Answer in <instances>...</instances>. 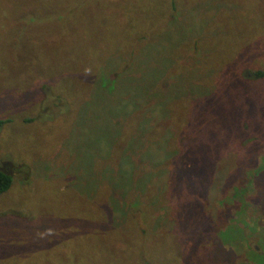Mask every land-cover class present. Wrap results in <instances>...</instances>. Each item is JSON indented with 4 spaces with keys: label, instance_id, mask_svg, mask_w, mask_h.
Listing matches in <instances>:
<instances>
[{
    "label": "rangeland",
    "instance_id": "rangeland-1",
    "mask_svg": "<svg viewBox=\"0 0 264 264\" xmlns=\"http://www.w3.org/2000/svg\"><path fill=\"white\" fill-rule=\"evenodd\" d=\"M221 1L0 0V171L12 179L0 196V264H139L143 250L156 264L177 256L181 264H207L202 244L226 242L228 230L251 247L239 264H264V78L255 75L264 72V0ZM178 31L199 69L169 63ZM104 124L121 126L120 135L103 138ZM150 125L161 128L159 144L166 142L171 160L151 156L157 132L147 133ZM135 130L144 142L134 144ZM189 145L208 185L201 175L182 177V165L191 167ZM128 148L148 169L139 199L120 173L118 157ZM171 164L175 170L165 173ZM102 175L112 198L99 208L121 228L98 211ZM233 186L242 195H232ZM181 194L201 196L186 203L207 215L203 222L197 213L178 214ZM115 200L138 203L119 218ZM173 201L166 221L177 225L174 235L151 216ZM139 222L145 242L131 231ZM67 226L85 234L76 238Z\"/></svg>",
    "mask_w": 264,
    "mask_h": 264
},
{
    "label": "trees",
    "instance_id": "trees-1",
    "mask_svg": "<svg viewBox=\"0 0 264 264\" xmlns=\"http://www.w3.org/2000/svg\"><path fill=\"white\" fill-rule=\"evenodd\" d=\"M221 2H222L221 0H215V4L216 5L220 4ZM159 13L161 14V16L165 15V12L161 11ZM60 18H61V16L58 15L57 19H54V20H58ZM174 18H173V20H174ZM23 20L25 21L26 18H23ZM165 20H168L167 16H165ZM173 20L171 22H173ZM163 24L165 26L170 27L169 21L168 22L165 21V22H163ZM201 26H204L203 23H201ZM181 30H183L182 26L180 27L179 31H181ZM152 31H153V29H152ZM179 31L174 34V37L176 36V38L178 39L179 43L175 44L173 47H171V48H173V51H175V56H174V58H172V60L169 63L172 66L173 65H176V66L180 65V69H191L192 70L195 67H197L199 69L200 67L194 65V63L196 61H195V58L193 56V54H194L193 53L194 52L193 46L191 44H189V41L187 42V40H185L184 44L181 45V37L179 35ZM18 32L20 34L23 33L24 32V27L23 26H19L18 27ZM144 37H145V34H142L138 38L137 42H139V40H142ZM192 37L194 38V41L192 43H194L198 39V35L192 33ZM180 55L184 57V60L181 58ZM179 58H181L180 61H179ZM7 75L8 76L6 78H9L10 74H7ZM255 75H256L257 80L264 78V72L258 71V72L255 73ZM14 76L18 77V76H20V74H17V75H14ZM207 85H209V83H207ZM139 99L141 100L142 97L141 98L139 97ZM129 105H131V107H132L133 104L129 103ZM117 106H119L120 108L122 107V105H120V104L112 105V108H113L114 111H116ZM154 118H156V117H154ZM181 120L184 122L185 121V117L182 116ZM117 126H118V124L116 123L114 128H116ZM169 126L175 128V125H172V123H169ZM120 128H121V126H120ZM120 128L113 129L112 131H108L107 128H106V125H105V127L103 128V133H104L103 134V138H105V135H106V138L114 136V132L115 131H117V135L116 136H119L120 135V133H119ZM159 131H161V128H159L156 125L147 126V133L157 132L153 136V138L151 139V142H148L151 147H153L155 145V147H153L154 151L151 154V156L152 155L161 154V158H160L159 162L160 161H164L165 159L171 160L173 157L171 156L172 154H170V151L164 153L165 150L163 149V145H165L164 143H166V142L162 141L163 144H159V142H160V140H161V138L163 136V134L159 135ZM135 132H136V138H135L134 144H138L139 142H144V136H142L136 130H135ZM116 136H114V137H116ZM170 136L173 137V133L171 132V130L169 128L168 132L165 134V138H167V140H168L170 138ZM203 136L205 138H209L210 137L208 134H205ZM201 139H204V138L201 137ZM167 147L170 148L168 142H167V146L165 147V149ZM190 147H191V145H189V147L185 150L184 157H186L187 159L190 160L191 167H186L185 168L184 164L182 165L183 168H184V169L180 170L181 173H182V177L188 176V174H189L193 178H195V179L198 178V180H199V176L201 175V178H200L199 182L201 184L208 185L209 181H210V176H209L208 173L203 172L201 168L194 167L195 162L188 155ZM138 152L139 151L132 152L129 148H128V153L124 152V150H123L122 152H120V156L118 157V161L123 166V168L125 169V171L121 170L120 173L123 174L125 176V178L127 179L128 188L132 187L134 190H137L138 191L137 198L139 199L140 190L148 182V169L146 168L145 165L142 166V162H141V164L138 163V160L140 158V156H138ZM108 153H110V151H108L106 149L105 150V154L107 155ZM220 153H221L220 155L225 153V148L223 149V151L221 150ZM177 155L179 157V162H180L182 156L178 152H177ZM219 158L220 157L217 156L215 159L219 160ZM174 161H178V158L176 157ZM222 161H220V163H222ZM164 166L165 165L162 166V168H161L162 170H163ZM138 167H140V170H139ZM130 170H133V172L130 171ZM162 170H159V169H156V168L152 169V171H154L157 175H161L162 174ZM174 170H175V165L171 164L168 169H166L165 171L163 170V171L165 173H168L170 171L173 172ZM192 171L194 172V174L191 173ZM118 174H119V171H118ZM249 176H252L250 178V180H252L254 178L253 173L252 174L250 173ZM189 178H191V177H189ZM224 178H225V175H224L223 179ZM101 179H102L103 182H102L101 190H100V193H99V197L100 198L97 201L98 211L104 218H107L109 220V222H110V224H111L113 229L121 228V227H115L113 225L115 220L118 222V218L115 219L113 216L109 217L106 214V211L103 212L102 208H99V207L103 206V204L109 203L107 201L108 197L112 198L111 190L109 189V186L105 184L106 181H107L105 179V176L102 175ZM170 180H174V178H170ZM11 182H12L11 177L9 175L5 174L4 172L0 171V196L5 194L9 190V188L11 186ZM183 182L184 181H181L180 183L182 184ZM194 183L196 184V182H194ZM122 190H125V189H122ZM232 190H233L232 191V195H237V196L238 195L239 196L242 195L241 189L236 188L235 186H233ZM114 191L120 192V193L123 192V191H120V190H114ZM159 192H160V190H159ZM189 197H195L194 198L195 200H198V199L201 198V196H199L198 194H196L195 196H189V195L181 194L180 200H183V201H182V207H181V209H180L178 214L186 212V213H189V216H190L191 214L194 215V214L197 213V218L202 219V222H203V219L207 215L205 217H201L200 214H199L200 209H198L197 207H194L192 209L189 208L187 206V203H186L187 201H189ZM113 198L114 199H118L117 194H113ZM157 198H161V196L158 195ZM216 200L214 201L215 203H217ZM116 202H114L116 205H118L120 203V207H119V205L115 206V209L117 211V212H115V214H117L116 216L119 217V218H123L125 212L129 215L130 211L131 210L134 211L133 207L138 203V201H136V200H132V201H130L127 204H125L123 202H119V201H118L119 203L117 202L118 203L117 204ZM176 202L177 201H173L171 204H168V203L167 204H162L161 205V209L159 210V212H157V213L152 212L151 213L152 219H154L155 222H156L155 227L156 226L158 228L163 227L164 229H167V233L168 234L172 233L173 235H174V233L171 232V231H174V228L177 230V225L176 224L172 225L169 222H167L166 221V215H167L168 212H170L169 208H171L172 206H176ZM126 205H127V208H125ZM93 210H95V207H93ZM110 210H113V209L111 208ZM189 216L187 217V219L185 221L180 222L181 224H184L185 227L190 225V217ZM220 217H222V216H218V218H220ZM159 219H164V221H162L161 223H157V220H159ZM65 230L72 231L75 234L76 238H79L81 236V234H85L77 226H67V227H65ZM131 231H133V233H136V232L138 233L137 237H140L138 242H145L144 230H143V227L141 226L140 222H139V225L137 226V230L134 229V230H131ZM113 232H116V231H113ZM92 233L95 235L96 238H98L99 234L102 233V232H92ZM224 235L225 234L222 233L223 237H224ZM193 236H194L195 239H199L201 237V234L195 233ZM226 237L228 238V240L226 242H223V243L219 242V241H216L214 245H211V244L210 245H205V243L202 244V248H205V249L207 248L208 251H209V252H206V257H205V260L207 261V264H224L225 261H228L229 264H239L240 261H242L243 255L249 257L248 255H250V248H251L249 245H246V243H243L242 241L241 242L235 241V239L231 237V234H229V230L226 231L225 238ZM170 240L174 242L175 238H170ZM227 242H228V245H227ZM175 245L179 246L178 242H176ZM198 247L201 249V246H198ZM185 251H187V250H185ZM147 253H148V250L141 251V256L139 257V260H140L139 264H156L154 262L149 261ZM241 255H242V257H241ZM179 259L180 258L177 256V257H175V259H173V263H169L168 261H165V264H181Z\"/></svg>",
    "mask_w": 264,
    "mask_h": 264
},
{
    "label": "flooded vegetation",
    "instance_id": "flooded-vegetation-1",
    "mask_svg": "<svg viewBox=\"0 0 264 264\" xmlns=\"http://www.w3.org/2000/svg\"><path fill=\"white\" fill-rule=\"evenodd\" d=\"M242 201V200H241Z\"/></svg>",
    "mask_w": 264,
    "mask_h": 264
}]
</instances>
